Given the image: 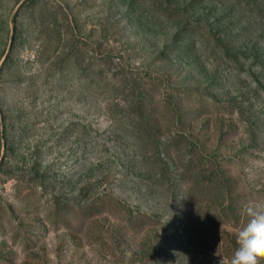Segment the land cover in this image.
I'll return each instance as SVG.
<instances>
[{"label":"rangeland","instance_id":"374dc122","mask_svg":"<svg viewBox=\"0 0 264 264\" xmlns=\"http://www.w3.org/2000/svg\"><path fill=\"white\" fill-rule=\"evenodd\" d=\"M249 200L264 0H0V264H227Z\"/></svg>","mask_w":264,"mask_h":264},{"label":"clouds","instance_id":"9594fccd","mask_svg":"<svg viewBox=\"0 0 264 264\" xmlns=\"http://www.w3.org/2000/svg\"><path fill=\"white\" fill-rule=\"evenodd\" d=\"M247 217L238 227L236 246L227 264H257L264 254V200H249Z\"/></svg>","mask_w":264,"mask_h":264}]
</instances>
